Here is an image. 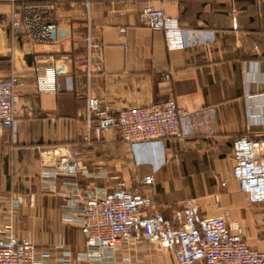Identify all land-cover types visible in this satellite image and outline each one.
I'll use <instances>...</instances> for the list:
<instances>
[{
  "label": "crops",
  "instance_id": "obj_1",
  "mask_svg": "<svg viewBox=\"0 0 264 264\" xmlns=\"http://www.w3.org/2000/svg\"><path fill=\"white\" fill-rule=\"evenodd\" d=\"M25 3L57 26L55 43L12 32L11 13ZM147 6L178 23L186 47L166 48L163 33L143 21ZM51 66L58 91L38 94ZM11 76L25 85L16 90L15 131L0 128V225L20 200L14 232L49 253L44 264H63L67 254L68 264H86L91 252L68 220L78 216L85 191L112 189L116 180L151 201L147 214L171 219L187 202L201 217L227 211L248 245L264 250L257 243L263 208L247 201L231 173L233 142L264 133V0H0V77ZM88 98L110 114L173 99L185 112L180 137L161 147L125 143L115 129L88 125ZM69 152L78 153L85 174L47 177L42 159ZM93 264L177 262L140 241Z\"/></svg>",
  "mask_w": 264,
  "mask_h": 264
},
{
  "label": "built area",
  "instance_id": "obj_2",
  "mask_svg": "<svg viewBox=\"0 0 264 264\" xmlns=\"http://www.w3.org/2000/svg\"><path fill=\"white\" fill-rule=\"evenodd\" d=\"M87 3L90 0H85ZM163 2L164 0H158ZM142 18L148 28L161 31L168 49L187 46V35L178 23L168 18L163 9L147 6ZM10 27L14 34L23 35L41 44H52L60 34L57 26L46 22L39 6L25 3L11 13ZM166 79L170 76H166ZM25 83L16 76L0 77V128L15 131L18 97L16 90ZM58 91L53 67L45 70L36 83L38 94ZM88 125L95 122L100 130L115 129L121 140L131 145L154 143L161 147L164 140L180 137L179 123L185 112L173 99L148 107H133L110 114L94 98L87 99ZM234 165L232 176L252 205H260L264 213V133L259 138L243 136L232 144ZM42 165L46 176L75 177L85 174L77 152L56 159L46 155ZM153 175L143 179L150 185ZM78 216L69 219L84 237L91 253L85 254L86 264L99 261L103 254L111 256L122 244L140 241L171 252L177 264H264V250L251 248L244 228L228 212L217 217H201L197 206L187 202L166 219L160 213L147 214L151 201L137 190L127 189L118 182L112 189L96 188L81 197ZM20 200L14 199L6 222L0 225V264H44L48 252L38 253L35 244L14 232L15 209ZM264 228V216H263ZM72 256L67 254L63 264Z\"/></svg>",
  "mask_w": 264,
  "mask_h": 264
},
{
  "label": "rangeland",
  "instance_id": "obj_3",
  "mask_svg": "<svg viewBox=\"0 0 264 264\" xmlns=\"http://www.w3.org/2000/svg\"><path fill=\"white\" fill-rule=\"evenodd\" d=\"M118 182H122V181L116 180V183H118ZM259 231H260V236H259V239H258V242L257 243L258 244H261V245H264V228H263V223L260 224ZM252 246H254L256 248L255 245H252Z\"/></svg>",
  "mask_w": 264,
  "mask_h": 264
}]
</instances>
